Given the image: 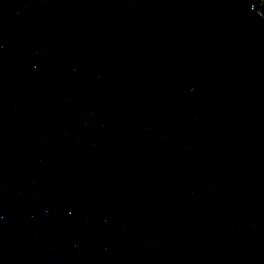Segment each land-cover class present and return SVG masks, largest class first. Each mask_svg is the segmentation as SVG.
<instances>
[{
    "label": "water",
    "instance_id": "obj_1",
    "mask_svg": "<svg viewBox=\"0 0 264 264\" xmlns=\"http://www.w3.org/2000/svg\"><path fill=\"white\" fill-rule=\"evenodd\" d=\"M0 264H264V0H0Z\"/></svg>",
    "mask_w": 264,
    "mask_h": 264
}]
</instances>
